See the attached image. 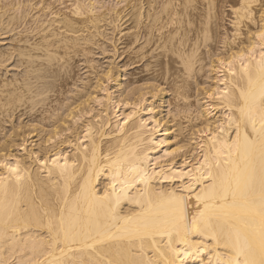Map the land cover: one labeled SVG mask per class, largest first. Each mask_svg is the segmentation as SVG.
<instances>
[{
  "label": "bare ground",
  "instance_id": "6f19581e",
  "mask_svg": "<svg viewBox=\"0 0 264 264\" xmlns=\"http://www.w3.org/2000/svg\"><path fill=\"white\" fill-rule=\"evenodd\" d=\"M0 264H264V0H0Z\"/></svg>",
  "mask_w": 264,
  "mask_h": 264
}]
</instances>
